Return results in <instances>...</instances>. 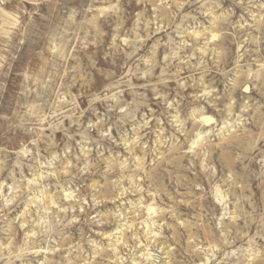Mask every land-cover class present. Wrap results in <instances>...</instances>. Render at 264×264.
<instances>
[{"label": "clouds", "instance_id": "obj_1", "mask_svg": "<svg viewBox=\"0 0 264 264\" xmlns=\"http://www.w3.org/2000/svg\"><path fill=\"white\" fill-rule=\"evenodd\" d=\"M0 264H264V0H0Z\"/></svg>", "mask_w": 264, "mask_h": 264}]
</instances>
